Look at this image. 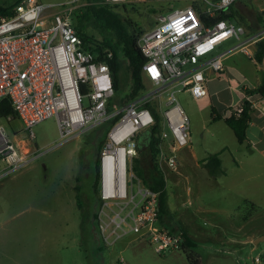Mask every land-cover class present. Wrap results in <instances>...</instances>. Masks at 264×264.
Returning <instances> with one entry per match:
<instances>
[{"label": "built area", "instance_id": "2783aa9c", "mask_svg": "<svg viewBox=\"0 0 264 264\" xmlns=\"http://www.w3.org/2000/svg\"><path fill=\"white\" fill-rule=\"evenodd\" d=\"M239 1L102 0L113 6L166 5L154 27L138 39L146 59L143 74L155 91L112 110V53L86 47L73 20L84 3L22 0L10 17L0 16V101L9 98L30 139L32 128L52 116L58 120L61 141L67 142L121 115L110 126L99 155L97 223L106 246L147 237L156 253L181 250L182 233H171L157 223L160 192L145 186L134 170L139 136L156 124L143 104L164 101L165 108L159 109L158 166L162 172L176 170L178 151L189 144V118L175 94L189 93L199 109L210 105L206 72L221 74L224 59L236 51L254 58L252 45L264 39V26L249 34L244 25L225 17ZM232 40L235 45L217 52ZM260 65L264 68V56ZM242 111L239 105L227 107L223 114L229 118ZM28 153L0 124V180L33 161Z\"/></svg>", "mask_w": 264, "mask_h": 264}, {"label": "rangeland", "instance_id": "374dc122", "mask_svg": "<svg viewBox=\"0 0 264 264\" xmlns=\"http://www.w3.org/2000/svg\"><path fill=\"white\" fill-rule=\"evenodd\" d=\"M20 1L0 0V6L13 7ZM40 1L60 5L87 3ZM232 11L244 18L238 21L245 24L249 34L264 26V0H241ZM123 12L143 30L152 29L161 14L152 13L147 2L127 4ZM235 44L232 40L217 52ZM147 83L145 94L155 91ZM175 95L189 118V130H193L195 147L200 151L212 135L201 133L202 115L194 110L188 96L181 92ZM156 100L159 109H164V101ZM2 124L22 152L29 151L34 159L0 180V264H191L186 250L159 254L147 237L126 239L127 246L119 249L104 244L94 218V183L101 152L96 140L104 135L105 126L62 142L55 116L32 128L34 139L18 120L12 124L13 129ZM186 148L178 151L181 158L177 169L163 171L171 215L167 223L175 229L173 233L185 232L197 244V252L191 255L198 264H264V211L255 212L244 206L234 215L223 212V208L233 206L232 200L217 195V182L207 170L194 164ZM85 164H91L90 169H83ZM254 235L262 239L251 242Z\"/></svg>", "mask_w": 264, "mask_h": 264}, {"label": "trees", "instance_id": "16d2710c", "mask_svg": "<svg viewBox=\"0 0 264 264\" xmlns=\"http://www.w3.org/2000/svg\"><path fill=\"white\" fill-rule=\"evenodd\" d=\"M126 5L127 4L113 6L103 3L102 0H87V3L77 10L73 17L77 33L87 45L86 47L101 54L112 53L113 57L109 63L112 70L114 96L109 102V110H112L114 106H122L141 97L148 90V83L143 74V66L146 59L138 45V39L145 30L137 27L125 16L123 11ZM149 5L150 11L154 14L162 13L166 9L164 3H153ZM13 7L0 6V16L10 17ZM225 17L245 26L244 23L238 21L240 19L244 21V18L238 13L233 12L232 8L230 14ZM263 56L264 39L257 42V62L261 63ZM250 93H258L264 96V85L251 90ZM242 106L243 111L239 115H232L225 119L227 125L234 131L240 143H244L246 140V131L252 111L249 101L243 102ZM143 107L152 111L156 118V124L152 126L153 136L150 147L145 151L139 152L138 157L133 160L134 170L137 175L142 178L145 186L160 192L157 223L159 226L163 225L164 228L173 233L175 229L167 223L169 216H171L168 208L167 183L163 172L158 166L160 151L158 132L161 118L159 113V102L155 99L149 100L143 104ZM120 116L121 115L115 117L109 123L103 124L107 129L104 135L99 136L96 140L98 152L101 151L106 141L110 126L115 123ZM9 117L11 118L10 120ZM16 120L19 121L11 101L9 98H3L0 101V124L4 123L13 129L12 124ZM83 156L84 154L82 153L81 157L83 158ZM98 164L99 160H97L96 164L97 169ZM202 166L207 170L210 177L214 179L226 173L217 154L208 156L207 159L202 161ZM94 186L97 195L95 199L97 212H95L94 218L97 221L98 206H100L98 176ZM79 202L81 206L80 198L78 199V203ZM251 205L252 207H256L254 204ZM256 209L258 208L256 207ZM182 238L183 243L181 248L188 253L189 262L191 264H198L191 255L192 252H197V244L185 232H182Z\"/></svg>", "mask_w": 264, "mask_h": 264}, {"label": "crops", "instance_id": "0c3cea01", "mask_svg": "<svg viewBox=\"0 0 264 264\" xmlns=\"http://www.w3.org/2000/svg\"><path fill=\"white\" fill-rule=\"evenodd\" d=\"M252 50L254 58L242 51L228 55L224 59L225 69L221 74H215L210 70L206 72L210 105L199 109L190 94L183 93L195 105L194 110L202 115L201 133L212 135L205 148L199 151L195 147L193 130L190 129L186 149L194 164L200 165L203 169L205 168L202 161L208 156L213 154L219 156L226 173L217 179L211 178L217 182V195L232 200V207L226 210L223 208V212L229 211L230 215L239 213L244 206L255 212L264 211V96L250 93L251 90L264 85V74L260 76L258 74L264 72V68L256 60L257 44L252 45ZM245 101L251 103L252 111L246 140L240 143L234 131L227 125L223 113L227 107H237ZM198 103L200 106L203 105L202 100ZM180 156L179 152V162ZM247 216L249 218L250 215ZM255 238L256 235L250 241ZM127 240L120 241L115 247L125 248ZM230 240L235 238L230 237Z\"/></svg>", "mask_w": 264, "mask_h": 264}, {"label": "water", "instance_id": "95a60500", "mask_svg": "<svg viewBox=\"0 0 264 264\" xmlns=\"http://www.w3.org/2000/svg\"><path fill=\"white\" fill-rule=\"evenodd\" d=\"M153 131L152 128H148L144 130L138 139V150L139 152L147 150L152 141ZM264 237V236H263ZM262 239V237L256 238L253 240V243H256L258 240Z\"/></svg>", "mask_w": 264, "mask_h": 264}, {"label": "flooded vegetation", "instance_id": "af4514ba", "mask_svg": "<svg viewBox=\"0 0 264 264\" xmlns=\"http://www.w3.org/2000/svg\"><path fill=\"white\" fill-rule=\"evenodd\" d=\"M90 167H91V164H85V167H83V169L88 170L90 169ZM86 175H89V173H86Z\"/></svg>", "mask_w": 264, "mask_h": 264}]
</instances>
